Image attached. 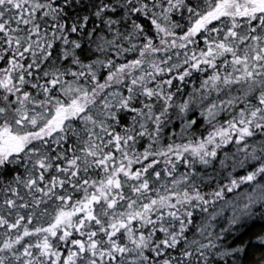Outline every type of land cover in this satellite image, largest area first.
<instances>
[{"label":"snow or ice","instance_id":"obj_1","mask_svg":"<svg viewBox=\"0 0 264 264\" xmlns=\"http://www.w3.org/2000/svg\"><path fill=\"white\" fill-rule=\"evenodd\" d=\"M0 264H264V0H0Z\"/></svg>","mask_w":264,"mask_h":264}]
</instances>
